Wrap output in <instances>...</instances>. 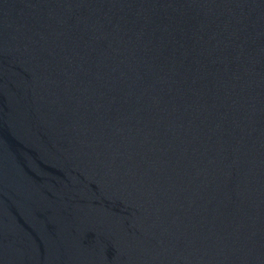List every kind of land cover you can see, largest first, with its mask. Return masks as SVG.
Returning a JSON list of instances; mask_svg holds the SVG:
<instances>
[{"label":"water","instance_id":"1","mask_svg":"<svg viewBox=\"0 0 264 264\" xmlns=\"http://www.w3.org/2000/svg\"><path fill=\"white\" fill-rule=\"evenodd\" d=\"M0 264H264V0H0Z\"/></svg>","mask_w":264,"mask_h":264}]
</instances>
